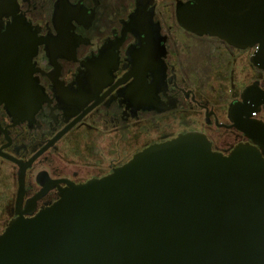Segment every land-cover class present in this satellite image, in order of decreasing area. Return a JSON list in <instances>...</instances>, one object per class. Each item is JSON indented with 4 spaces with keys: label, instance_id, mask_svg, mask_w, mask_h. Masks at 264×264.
<instances>
[{
    "label": "flooded vegetation",
    "instance_id": "1",
    "mask_svg": "<svg viewBox=\"0 0 264 264\" xmlns=\"http://www.w3.org/2000/svg\"><path fill=\"white\" fill-rule=\"evenodd\" d=\"M180 1L187 0H0V232L18 210L33 214L55 201L64 179L103 176L179 133L202 132L224 154L252 143L228 108L247 85L264 89V70L251 63L252 48L184 29ZM202 38L248 52L252 79L236 77V58L224 62L229 69L214 83L203 81L197 66L187 71ZM9 72L36 83L35 112L25 109V86L4 82ZM9 105L21 109L13 113ZM253 117L264 122V103Z\"/></svg>",
    "mask_w": 264,
    "mask_h": 264
},
{
    "label": "water",
    "instance_id": "2",
    "mask_svg": "<svg viewBox=\"0 0 264 264\" xmlns=\"http://www.w3.org/2000/svg\"><path fill=\"white\" fill-rule=\"evenodd\" d=\"M176 17L188 31L252 48L251 63L264 70V0L180 1ZM219 39L202 38L187 71L197 66L203 81L214 83L221 68L229 69L224 62L236 58V77L251 80L249 53ZM4 82L25 86V109L35 112L39 89L30 75L9 72ZM263 103L264 89L251 83L229 105L232 125L252 143L226 154L204 133L187 131L103 176L64 179L55 201L9 220L0 232V264H264V122L253 117ZM28 163L21 164L17 203Z\"/></svg>",
    "mask_w": 264,
    "mask_h": 264
}]
</instances>
